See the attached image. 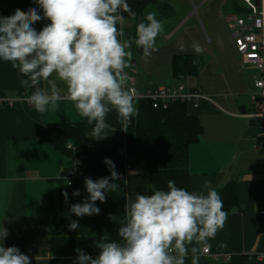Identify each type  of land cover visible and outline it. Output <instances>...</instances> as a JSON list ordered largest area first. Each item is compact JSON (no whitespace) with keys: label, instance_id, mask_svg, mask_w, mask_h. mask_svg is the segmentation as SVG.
<instances>
[{"label":"crops","instance_id":"obj_1","mask_svg":"<svg viewBox=\"0 0 264 264\" xmlns=\"http://www.w3.org/2000/svg\"><path fill=\"white\" fill-rule=\"evenodd\" d=\"M233 1L195 0L192 7L188 0H158L147 6L138 19H126L122 27L124 31L136 29L150 11H155L158 19L162 9L166 10L165 4L173 9V15L159 18L166 21L156 41L159 50L147 59L143 55L137 60L132 58L127 71L136 79L139 95L180 83L204 92L206 98L199 106L187 107L188 113L198 117L203 126L200 141L189 151L190 188L206 194L205 182L216 191L235 182L237 204L227 212L224 227L210 239V248L213 252L257 256L264 253V146L256 148L263 120L252 115L257 113L260 102L256 86L260 71L245 64L236 52L227 21V16L234 13ZM32 7L42 14L33 0H0V16L12 15L17 8L27 11ZM47 23L42 19L34 27L39 31ZM193 43L202 46L201 54L194 52ZM176 56L202 58L199 72L174 78ZM23 78L10 62L0 59V99L14 100L11 106H0V224L9 233L4 246L18 247L30 257L31 264H51L49 246L54 228L67 236L118 241L127 199L134 200L137 193L147 195L152 190L144 173L128 157L127 128L122 129L117 113L112 111L106 119L112 126L107 137L90 138L93 126L70 99L59 101L58 110L49 108L43 114L29 106L25 97L34 89L26 92L20 85ZM62 95H66V89ZM74 123L85 127L80 150L72 140L66 141V148H58L48 139L49 125ZM105 158L114 162L123 177L115 181L120 187L106 193L105 202H95L99 214L77 217L70 206L83 203L88 197L84 179L110 176ZM76 160L82 162L78 169L83 177L68 185L64 173ZM124 180L128 183L124 184ZM77 189L80 195L73 196ZM64 192L68 193L67 203ZM72 221H78L75 230L69 229ZM76 257L59 258L57 264H75ZM208 258L215 264H224ZM186 264H191V256Z\"/></svg>","mask_w":264,"mask_h":264},{"label":"clouds","instance_id":"obj_2","mask_svg":"<svg viewBox=\"0 0 264 264\" xmlns=\"http://www.w3.org/2000/svg\"><path fill=\"white\" fill-rule=\"evenodd\" d=\"M42 9L0 16V59L10 62L25 77L20 85L27 92L29 106L38 113L58 110L59 101L70 99L78 113L92 125L90 138L100 140L112 127L107 122L110 112L126 130L139 115L137 92L130 87L133 44L142 49L145 59L158 51L156 39L164 31L166 21L148 12L136 25L135 37H126L125 13L132 19L136 12L128 0H33ZM46 19L39 31L36 22ZM197 54L203 52L193 43ZM193 63H198L194 60ZM45 86H41V85ZM63 85V88L61 87ZM66 89V95L62 92ZM114 130V129H113ZM112 130V131H113ZM110 176L84 179L88 197L70 206L77 217L99 214L96 201H106V193L119 189L123 179L110 158H105ZM133 173H130L132 175ZM124 184L128 181L124 180ZM203 191H188L169 180L167 190L150 194L137 193L128 200L124 222L120 223L118 241L107 238L97 242L98 255L93 258L77 249L75 264H199L200 251L210 248L209 241L224 227L227 213L220 194L205 182ZM62 195L68 201V193ZM79 196L77 189L72 193ZM79 227L72 221L70 230ZM8 230L0 224V264H31L30 257L16 246H4Z\"/></svg>","mask_w":264,"mask_h":264},{"label":"trees","instance_id":"obj_3","mask_svg":"<svg viewBox=\"0 0 264 264\" xmlns=\"http://www.w3.org/2000/svg\"><path fill=\"white\" fill-rule=\"evenodd\" d=\"M130 7L136 12L138 19L145 8L156 4L158 0H128ZM165 14L173 15V9L164 5ZM235 13L244 10L240 3L232 2ZM170 13V14H169ZM125 19H132L127 13ZM158 18V19H159ZM136 29H126V37H135ZM157 41V39H156ZM133 59L137 60L142 55V49L133 44L131 49ZM197 60L198 63H193ZM202 65V58L196 56H176L173 60V76L183 79L190 75H196ZM139 115L134 117L127 126L126 146L129 159L144 173L151 186V192L156 189L167 190V183L173 180L177 187L191 191L189 151L190 147L198 143L203 134V126L198 117L188 113V105L172 103L167 109L154 108L150 101H136ZM48 139L58 148H66V141L72 140L82 147L85 137L83 123L49 125L47 128ZM235 182L229 183L217 192L223 201V210L227 213L237 204ZM99 237L67 236L57 231H51L49 254L51 264H57V259L76 257L77 249L83 250L88 255H98L97 242ZM199 264H215L208 257H201ZM224 264H264L255 255H233L232 260Z\"/></svg>","mask_w":264,"mask_h":264},{"label":"built area","instance_id":"obj_4","mask_svg":"<svg viewBox=\"0 0 264 264\" xmlns=\"http://www.w3.org/2000/svg\"><path fill=\"white\" fill-rule=\"evenodd\" d=\"M243 8L242 13H231L227 16V21L234 39L236 52L247 65L253 66L260 71V76L256 81V86L260 92V102L257 113L252 116L262 121V136L258 140L256 148L264 146V0H238ZM133 72H136L133 70ZM130 87L137 92V81L132 78ZM206 98L200 88H189L185 84L174 86H160L155 90L139 95L137 92L136 101H150L154 108L167 109L172 103H183L188 106L197 107ZM14 100L1 98L0 106L13 105ZM72 148V146H69ZM82 165L80 160L68 168L64 173V179L68 185H73L78 179L83 177V172L78 168ZM264 214V209L261 210ZM201 257H212L215 261L228 263L232 260V254L227 251L213 252L211 248L205 251L201 248ZM259 261L264 262V253L257 255Z\"/></svg>","mask_w":264,"mask_h":264},{"label":"rangeland","instance_id":"obj_5","mask_svg":"<svg viewBox=\"0 0 264 264\" xmlns=\"http://www.w3.org/2000/svg\"><path fill=\"white\" fill-rule=\"evenodd\" d=\"M189 2H190V5L193 7V4H194V2L193 1H195V0H188ZM142 18V17H141ZM188 84H190L189 82H188Z\"/></svg>","mask_w":264,"mask_h":264},{"label":"water","instance_id":"obj_6","mask_svg":"<svg viewBox=\"0 0 264 264\" xmlns=\"http://www.w3.org/2000/svg\"><path fill=\"white\" fill-rule=\"evenodd\" d=\"M133 64L136 65V62L134 61Z\"/></svg>","mask_w":264,"mask_h":264}]
</instances>
